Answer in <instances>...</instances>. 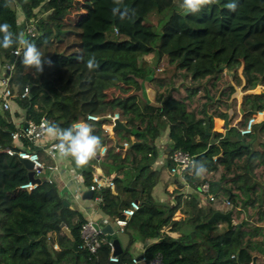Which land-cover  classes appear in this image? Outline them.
<instances>
[{
  "label": "trees",
  "instance_id": "16d2710c",
  "mask_svg": "<svg viewBox=\"0 0 264 264\" xmlns=\"http://www.w3.org/2000/svg\"><path fill=\"white\" fill-rule=\"evenodd\" d=\"M230 2L218 0L185 15L179 0H123L122 8L135 14L121 20L112 13L113 0H0V23L10 24L15 34L33 21L34 34L27 38L52 62L34 76L17 56L10 62L14 49H0V70L14 92L12 110L0 108V147L36 149L44 158L41 148L12 138L17 124L45 119L68 128L88 113L117 112L125 127L113 137L102 129L105 119L86 120L106 151L81 167L83 185L90 184L98 158L103 173L116 172V193L102 190L101 212L112 219L130 199L140 204L125 227L128 245L117 254L119 262L108 260L106 241L90 256L72 248L87 219L64 204L57 181L23 189L27 169L16 156L0 153V264H123L133 256L134 242L156 238L144 256H160L162 264H250L254 257V264H264V0H235V11L225 7ZM207 35H231L260 64L227 56L200 76L180 56L159 63L175 37ZM92 56L97 67L89 70L85 62ZM25 86L29 93L21 97ZM252 110L263 118L241 135ZM215 117L224 120L223 132L211 130ZM164 131L167 142L160 141ZM116 142L135 143L119 148ZM175 150L188 152L191 161L172 190L165 189V198L156 199L154 188L163 182L165 166L174 165ZM158 157L164 163L153 167ZM201 162L207 171L197 177L192 165ZM205 182L213 200L204 201L196 191ZM178 211L183 215L177 218ZM215 211L231 215L210 220Z\"/></svg>",
  "mask_w": 264,
  "mask_h": 264
},
{
  "label": "built area",
  "instance_id": "2783aa9c",
  "mask_svg": "<svg viewBox=\"0 0 264 264\" xmlns=\"http://www.w3.org/2000/svg\"><path fill=\"white\" fill-rule=\"evenodd\" d=\"M21 17H24L21 15ZM25 26L23 28L24 33H28L33 35L35 25L34 22L31 21L30 23H24ZM116 31V29H115ZM15 50H12L14 53ZM9 68L8 65H5L3 69ZM264 88V86H263ZM146 91L148 89L146 88ZM29 93V88L27 86L24 87L22 93L20 94L21 97H25ZM14 96V92L9 83V76L6 75L4 71L0 72V108L3 110H12V98ZM256 113H262L259 111L254 110L251 116L248 118L246 124L243 127L239 128L240 134H247L250 133L252 130V126L255 122H257ZM263 114V113H262ZM99 119H105L102 123V129L108 135L113 137L115 132V126L118 121L120 120V116L117 112L114 113H106L105 115H96L93 113L86 114L85 120L97 121ZM46 124V122L41 119L39 122H34L32 120H27L25 122L19 123L16 125V128L12 131L11 136L12 138L18 143L21 138L26 139L29 143L35 145L36 147L41 148L44 155L51 159V162H46L42 155L36 149H24L20 148L19 150H15L14 148L7 146V147H0V153H6L8 155L16 156L17 158H25L28 159L32 166L31 168L27 169V171H32L33 178H37L39 181H33L32 179L27 178V180L21 183L19 186L23 189L31 190L32 188L36 187L40 182L47 181H57L61 179L53 176V173L59 170V162L61 158H58L54 155L50 149L51 144L47 137L42 135V127ZM214 125H212L211 130H214ZM127 143L124 144L126 146ZM106 151V145H102L100 150L97 153V157L99 158L102 156ZM98 158L96 161L91 164L92 169V177L91 182L89 185L85 186L84 189L75 188L70 191L69 196L73 201H78L83 197V193L86 190H91L92 194V201L100 208L101 204L104 202V198L102 195V190L109 188L113 192L116 193L115 188V181L114 176L116 173L105 174L103 173L98 167ZM171 159L174 162V165L170 168L167 167L168 173L171 179H177L180 177L181 170L186 167L190 161L191 157L188 152L182 150H175L171 154ZM71 175L73 178L77 179L81 183H83V177L80 172L71 170ZM66 188L69 187L67 181L62 182ZM199 196L204 200H213L214 194L209 191L208 183H202L198 189L196 190ZM67 201V200H66ZM226 204L230 202L228 200L224 201ZM140 204L137 199H130L129 204L124 207L121 211L120 216L114 217L109 219L108 217H104L101 221L103 223L110 222L113 225L114 232L124 233L125 227L127 225L128 219L134 214V212L139 208ZM70 207L74 208L70 205ZM94 220L87 219L86 222L82 224L81 228V241L77 243V249H86L89 252L90 256H95L98 247L102 241H106L110 247V252L108 255V260L112 263H118L119 257L116 253H114V245L113 242L106 238L105 234L102 233L100 228H97L94 225ZM53 248L57 249L58 245L56 243L53 244ZM142 255L141 258L138 256ZM139 255H133L129 261L123 262V264H162V260L160 256H156L150 260H147L144 256V252ZM253 264V262H250Z\"/></svg>",
  "mask_w": 264,
  "mask_h": 264
},
{
  "label": "clouds",
  "instance_id": "9594fccd",
  "mask_svg": "<svg viewBox=\"0 0 264 264\" xmlns=\"http://www.w3.org/2000/svg\"><path fill=\"white\" fill-rule=\"evenodd\" d=\"M217 2L218 0H179L178 7L185 15H195ZM113 5V15H118L121 20L135 14V10L122 8L123 0H113ZM225 7L229 11H235L237 4L232 0ZM10 29L11 25L7 22L0 23V49H14V55L19 58L20 64L27 70H34V76L41 74L46 64L51 66V60L45 58L35 43L27 38L26 33L14 34ZM85 63L89 70L97 67L94 56L88 58ZM42 135L48 138L51 144L50 151L54 155L61 159L70 158L78 168L86 166L102 147L101 138L94 134L92 124L84 120L74 122L68 128L47 122L42 127ZM192 168L197 177L207 171L202 162L194 163Z\"/></svg>",
  "mask_w": 264,
  "mask_h": 264
},
{
  "label": "rangeland",
  "instance_id": "374dc122",
  "mask_svg": "<svg viewBox=\"0 0 264 264\" xmlns=\"http://www.w3.org/2000/svg\"><path fill=\"white\" fill-rule=\"evenodd\" d=\"M153 18L154 15H151V19ZM164 56L165 58L159 62L161 65H166L169 63L168 60L180 56L183 59L184 65L200 76L212 73L215 63L220 62L227 56L233 59L245 60L249 63V66L255 68L260 64L254 58L255 56H246L243 48H239L231 35L224 37L207 35L197 39L177 36L165 48ZM145 58L148 62L152 63L154 56L153 54H148ZM146 87L148 89L147 95L152 99L153 92L151 87L148 84H146ZM167 176H169L168 173ZM173 187L174 185L172 184L170 189ZM117 236L121 237L122 233H118Z\"/></svg>",
  "mask_w": 264,
  "mask_h": 264
},
{
  "label": "crops",
  "instance_id": "0c3cea01",
  "mask_svg": "<svg viewBox=\"0 0 264 264\" xmlns=\"http://www.w3.org/2000/svg\"><path fill=\"white\" fill-rule=\"evenodd\" d=\"M146 96L148 98V100H152L150 99V97L147 95L146 92ZM256 118L257 121H260L263 118V114L262 113H256ZM213 125H214V130L216 131H220L223 132L225 130V125H224V120L222 118L219 117H215L213 119ZM166 132L164 131L161 135V142H167V138H166ZM164 151V152H163ZM162 154L163 156L166 155V150H163ZM44 160L46 162H51V159L49 157H47L46 155H44ZM163 159L162 157H158L156 159V161L153 164V167H160L163 164ZM99 169L101 170L99 164H98ZM71 170L77 171L81 173V167L78 168L76 167V165L74 164V162L69 158V159H61L59 162V170L55 171L53 173V176L57 177L58 179L60 178L61 181L59 180V192L60 195H62L63 197L66 198L68 204H70L71 206H73L75 209H78L86 219H92L94 221L100 220V222L104 219V217H106L102 212L101 209L98 208V206L92 201L91 198L89 197H82L81 199H79L78 201H73L71 199V197L69 196V193L71 190L75 189V188H81L84 189L85 185H83V183H81L80 181H78L77 179L73 178L71 175ZM102 171V170H101ZM103 172V171H102ZM116 173V172H113ZM168 170L167 167L165 166V170L163 173V182H159L156 187L154 188V196L156 199L159 200H163L165 198V189L167 190H172L171 185L176 183V179H171L170 175L167 176ZM169 174V173H168ZM67 181L69 187L66 188L64 185H62V182ZM170 181V183H169ZM165 184H167V186H165ZM183 187V185H182ZM184 191H189L190 187L189 186H184L183 187ZM183 213L178 211L176 214V217H180L182 216ZM178 233L174 232L172 233V235L176 236ZM118 237V236H117ZM121 247L122 249H124L127 245H128V241H127V237L125 235V233H122L121 237H118ZM158 240L156 239H150V240H139L134 242L131 245V249H132V253L133 255H139L142 252H144L145 246L152 243L153 241Z\"/></svg>",
  "mask_w": 264,
  "mask_h": 264
},
{
  "label": "water",
  "instance_id": "95a60500",
  "mask_svg": "<svg viewBox=\"0 0 264 264\" xmlns=\"http://www.w3.org/2000/svg\"><path fill=\"white\" fill-rule=\"evenodd\" d=\"M25 24H23V28H24ZM15 59V55L13 52L10 53V62H13ZM6 72L9 73L10 72V68H7L6 69ZM253 112V110L251 111ZM46 123H47V120L43 119ZM124 124L121 122V121H118L116 126H115V129L117 128H124ZM129 130V129H128ZM135 142H133L132 144H134ZM132 144H129V145H126L125 147L126 148H130L132 146ZM115 145L119 148H123L124 145H120L118 144L117 142L115 143ZM173 147V146H172ZM18 160L23 164V166L27 169L31 168L32 166V163L28 160V159H25V158H18ZM32 171L29 170L27 172V176L29 179H32L33 181H39L37 178H33L32 176ZM177 181V180H176ZM178 187L181 188L182 187V184H178ZM92 194L93 192L91 190H86L84 193H83V197H89L91 198L92 197ZM64 204L65 205H68V202L65 200L64 201ZM217 215H224V216H230L231 215V211H228V212H220V211H215L211 217L209 218L210 220L213 219L215 216ZM94 225L97 227V228H100L102 233L105 234L106 238L111 240L113 242V245H114V253L118 254L119 252H121L122 250V247H121V244H120V241L117 237V234L114 232V228H113V225L112 223L110 222H106V223H103V222H100V220H97L94 222ZM61 227H62V231L64 233H66V235L70 236V231L69 229L64 225V223L62 222L61 223ZM72 248L74 250H77V243L76 242H73L72 244ZM139 258L142 257V255H139L138 256ZM253 264L255 263V257L253 258Z\"/></svg>",
  "mask_w": 264,
  "mask_h": 264
}]
</instances>
